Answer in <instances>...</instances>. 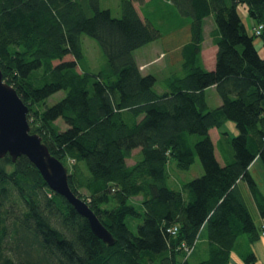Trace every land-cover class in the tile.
Masks as SVG:
<instances>
[{
  "label": "trees",
  "instance_id": "1",
  "mask_svg": "<svg viewBox=\"0 0 264 264\" xmlns=\"http://www.w3.org/2000/svg\"><path fill=\"white\" fill-rule=\"evenodd\" d=\"M174 5L190 21L191 42L183 47V75L158 93L156 78L140 72L133 53L161 32L139 16L133 0H122L118 18L99 0H0L3 80L28 107L31 132L51 155L71 162L70 189L116 241L107 246L97 238L25 157L13 162L6 155L0 159V264H229L239 237L260 240L264 227L255 224L239 183L264 218V198L248 171L256 158L264 166V58L254 44L255 38L264 44V0ZM209 17L217 49L212 71L199 64L202 22ZM83 36L105 56L98 72L86 69ZM210 87L221 100L215 109L205 98ZM58 92L63 97L48 106ZM227 121L238 134L220 132L221 165L210 131ZM196 158L203 174L171 188L170 164L185 170ZM128 218L141 221L135 232ZM173 226L175 236L167 231ZM199 237L207 258L184 260L180 246ZM243 258L256 264L252 252Z\"/></svg>",
  "mask_w": 264,
  "mask_h": 264
},
{
  "label": "rangeland",
  "instance_id": "2",
  "mask_svg": "<svg viewBox=\"0 0 264 264\" xmlns=\"http://www.w3.org/2000/svg\"><path fill=\"white\" fill-rule=\"evenodd\" d=\"M122 0H99V6L101 9H108L111 12V15L113 17H120L121 15V10H120V4H121ZM134 2V6L138 12V14L143 17V18H147L150 22H152L156 28L160 29L161 33L163 34L164 32L168 31L170 29V27H182L183 23H185L186 21H184L187 18L182 17L179 12L177 11L175 5H174V0H133ZM144 8V9H143ZM243 10H245V14H243ZM239 12L241 14L242 20L245 23L246 27L248 30H250L252 28L251 25V21L248 18L247 15V11L246 8L243 6H240ZM183 20V21H182ZM211 20L213 22V19H207ZM206 23V21H205ZM206 33L210 34L212 29H211V23L209 22V24L206 26ZM207 43H205V47L210 45L209 44V39L207 38ZM160 44L162 41H159ZM254 44L258 50V53L264 57V44L262 43L261 38H255L254 40ZM160 46V45H159ZM82 48H83V52L85 55V59H86V69L89 72H98L99 70H101L104 65H105V56L103 55L100 47L97 45V43L86 36L82 37ZM72 57L67 56L64 60H71ZM57 62H54V65ZM64 93L63 92H58L54 95H52L48 100H47V105L51 106L54 103H56L59 99H61L63 97ZM57 125L59 126V128L61 130H65L66 126L63 125V123L59 120L56 122ZM222 131H227L229 133L230 137H234L238 134V131L235 128V124L233 122H226L224 124V127L222 129ZM220 131L218 130V135L217 133H213L212 137L216 140L218 138V136L220 135L219 133ZM136 152L137 150H135L133 152V158L129 159L127 161V163L129 165L134 164L135 162V156H136ZM261 162V161H260ZM67 170L71 169V162L70 161H66L65 163H62ZM262 164V162H261ZM170 166H174L173 163L170 164ZM261 165V169L264 170V166ZM255 175H257L258 177V186H257V192L264 198V183L262 182V177H260V172L259 171H255L254 172ZM203 174V169L202 166L200 164V161L198 160V158L195 159V162L193 165L190 166L189 169H185V170H180V169H174L173 172H171V179L169 180V186L173 189H176L180 186V184H182L183 182L186 181H190L196 177H200ZM240 190L242 192V195L245 199V202L247 203V206L249 208V211L252 215V218L255 222V224L260 227L261 225V220L264 221V218H262L260 216L259 210L255 209V200L251 194V192L247 189V185L246 184H241ZM79 192L82 195H86V191L83 189H80ZM258 195V194H257ZM138 202L139 199H136ZM140 220H132L130 218H128L126 220V223L129 227V229L133 232L136 231V226L140 223ZM262 238V242L264 241V238ZM202 238L199 237L198 240H196V243L194 245V248L192 250V253L189 255L191 257V255L195 253L194 255V259H196L198 256H201V252L204 251V253L207 251L205 249V245L207 243H203ZM238 240L241 242V244L238 242V245L236 246V248L233 250L234 254H248L251 253V250L253 251V247L252 245L248 242L247 237L241 236L238 238ZM205 241V240H204ZM194 243V242H193ZM207 246V245H206ZM255 248H256V253L259 256V263L258 264H264V260L262 255H264V253L261 251V248L259 247L258 243L255 244ZM251 249V250H250ZM207 254V252H206ZM185 257V256H184ZM189 258V257H188ZM185 260V259H184Z\"/></svg>",
  "mask_w": 264,
  "mask_h": 264
},
{
  "label": "water",
  "instance_id": "3",
  "mask_svg": "<svg viewBox=\"0 0 264 264\" xmlns=\"http://www.w3.org/2000/svg\"><path fill=\"white\" fill-rule=\"evenodd\" d=\"M27 114L28 107L16 90L3 80L0 69V159L8 155L14 162L25 157L38 170L48 188L87 220L92 233L107 246H113L116 241L112 234L87 203L70 189L67 168L50 154L42 138L31 132Z\"/></svg>",
  "mask_w": 264,
  "mask_h": 264
},
{
  "label": "crops",
  "instance_id": "4",
  "mask_svg": "<svg viewBox=\"0 0 264 264\" xmlns=\"http://www.w3.org/2000/svg\"><path fill=\"white\" fill-rule=\"evenodd\" d=\"M239 9H240V6H239ZM244 11L245 10H243V14H245ZM141 18L146 19L143 17H141ZM207 19H210V17L205 18L202 22L203 42L201 44L199 64L205 70L212 71L215 67V57H216L217 49L211 41L210 34L206 33L205 28L209 24V22L211 23V29L212 30L214 29L213 22L211 20H208V22H207ZM184 21H186V22L183 23L182 27H173V28L170 27V29L168 31L164 32L163 34L161 33V37L158 40L137 49L133 53L135 62L138 65L140 72L143 75H149L150 74L156 78V80H157L156 90L158 93H162V92L167 90L168 80H170L171 78H173L175 76H182L183 75V72H182L183 47L191 42L190 21L188 19H185ZM205 21H206V23H205ZM207 38L210 40L209 41L210 45L205 47V43L208 42ZM159 41H162L161 44ZM262 58H264V57H262ZM205 98H206L208 107L210 109L218 108L221 105V100L216 93L215 87H210V88H207L205 90ZM223 127H224V125H223ZM223 127H222V129H223ZM222 129H220L219 131L221 132ZM213 133H217V135H218V130L215 128L212 129L210 131V136H211L212 142L215 146V156H216L218 162L221 165H223V159L221 158L220 153L217 150V143L219 141L220 135L215 140L212 137ZM261 165L262 164H261L260 160L258 158H256L253 161V163L249 166V169H248L250 176L252 177V179L254 180V182L256 184V187L258 186L259 182H258L257 175H255V173H254L255 171L260 172V177H262L261 180L264 183V170L261 169ZM170 168H172V171H174V169H176L175 166H170ZM196 178H198V177H196ZM241 184H242V182L239 183L240 187H241ZM255 209H256V211L258 209L256 203H255ZM260 222H261L260 227H264V221L261 220ZM262 237L264 238V236H262ZM238 242L241 244V242L239 240H237V242L235 244V248L238 245ZM203 243H206V242L203 240ZM256 243H258L259 247L261 248V251L264 253V241L262 242V238H260L259 241L251 244L253 247V251L251 249L250 250L256 258V264H258L260 259H259V256L257 255L258 252L256 253V248H255ZM206 245H205V249L207 250ZM206 252L204 253V251H202L201 256H198L196 259L193 258L195 253H196V252H194L190 257V261L192 263H197V262H200V261L206 259L207 258ZM244 255H246V254L238 255V254H234V251H232L229 264H244V258H243ZM262 257L264 260V255H262Z\"/></svg>",
  "mask_w": 264,
  "mask_h": 264
},
{
  "label": "built area",
  "instance_id": "5",
  "mask_svg": "<svg viewBox=\"0 0 264 264\" xmlns=\"http://www.w3.org/2000/svg\"><path fill=\"white\" fill-rule=\"evenodd\" d=\"M263 29V26H258L256 29H255V34L256 35H260L261 31ZM168 233L171 235V236H175L177 234V231H178V227L177 226H173V227H170L168 230ZM262 236H264V229H263V232H262ZM196 241H194V243L190 246L188 245H185V244H182L180 246L181 250L184 252L185 254V257L184 259H187L189 257V255L192 253V250L194 248V245H195Z\"/></svg>",
  "mask_w": 264,
  "mask_h": 264
},
{
  "label": "bare ground",
  "instance_id": "6",
  "mask_svg": "<svg viewBox=\"0 0 264 264\" xmlns=\"http://www.w3.org/2000/svg\"><path fill=\"white\" fill-rule=\"evenodd\" d=\"M144 9V8H143ZM256 24V23H255ZM81 42V41H80ZM172 57V56H171ZM160 83V82H159ZM163 83V82H162Z\"/></svg>",
  "mask_w": 264,
  "mask_h": 264
}]
</instances>
